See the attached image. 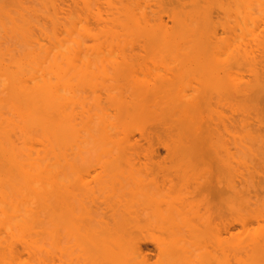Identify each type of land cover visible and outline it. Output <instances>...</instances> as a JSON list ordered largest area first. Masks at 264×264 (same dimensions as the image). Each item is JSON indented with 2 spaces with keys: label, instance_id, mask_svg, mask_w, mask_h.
Returning a JSON list of instances; mask_svg holds the SVG:
<instances>
[{
  "label": "bare ground",
  "instance_id": "obj_1",
  "mask_svg": "<svg viewBox=\"0 0 264 264\" xmlns=\"http://www.w3.org/2000/svg\"><path fill=\"white\" fill-rule=\"evenodd\" d=\"M133 4H135V3H133ZM130 5H132V4H130ZM1 6H3V5L1 4ZM4 7H5V5H4ZM4 7L0 8V9H3ZM31 7H33V6H31ZM31 7L27 8V9H30V11H31L30 13H27L29 10L27 11L25 7L22 8V10H23L22 14L24 13V15H25V13H27V15L29 17H31L32 12L33 13L38 12L37 9L31 8ZM95 7H92V8H95ZM219 7H220V5H219ZM51 8L54 9L52 6H51ZM95 9H98V8H95ZM137 10H138V8H137ZM170 11L171 10H168V13ZM221 11H223V10H221ZM164 12L167 14V9ZM210 12H212V11H210ZM7 13H10V12H7ZM18 13L21 14V12H18ZM144 13L142 15L140 14L139 19H142V21L145 22L147 20V17L144 15ZM181 13H179V15H177L178 18H180L179 16H181L180 15ZM184 13L182 15H184ZM1 14H0V16H1ZM22 14L20 15V17H23L24 19L29 20V18L26 17L27 15L24 17V15H22ZM187 14H188V11H187ZM95 15H98V16H96V18L97 17L99 18L100 14L95 13ZM143 15H144V20L142 18ZM170 15H172V14H170ZM190 15L188 14V16H190ZM6 16H8V17H6ZM6 16L5 17L8 19V21L10 20L9 21L10 23H12V24L18 23V21L15 22L16 21L15 19L17 17L14 18L11 15V13L9 15L7 14ZM184 16L186 17V13ZM191 16H193V15H191ZM207 16H206V18H207ZM209 16H208V19H205L207 22L210 19ZM136 17L138 18V16H136ZM175 17L176 16H174L173 21L178 19V18L175 19ZM194 17H192V18H194ZM23 18L21 19V22H22V20H24ZM184 18H182L183 21H181L182 19L180 20L182 23L179 22V20L178 21L176 20L177 23L185 24L183 22H184V20L186 21V19L188 17L185 19ZM18 19L20 20V18H17V20ZM50 19H49L50 22L54 21V19H52L53 21H51ZM55 19L57 21L58 17ZM194 19H192V20L196 21V19L195 20ZM30 20L25 22V23L33 22L32 20H34V19H30ZM59 20L57 22L58 26H59ZM66 20L67 19L65 18V21ZM56 21H54L53 24H51L53 26L52 27L53 29L50 27L51 31L45 29L46 28L45 26H44L45 28L44 27L41 28L43 25L37 24V25H40V30H41L40 34L42 36H43V33L46 32V34L44 36L45 37L48 36L49 43H47L48 42L47 39H45L44 42L47 43L48 46H45V45H47L45 43L41 44V45L39 44V41H43V39H44L39 34V31H38V33H36L35 31L32 32V33H36V36L33 35L32 33L30 34L31 31H29L28 32L29 34L26 33V37H23L25 34L23 33L24 35L23 36L21 35L22 34V31H20L21 29L19 30V32L17 31L19 29L18 26L15 30L14 29L8 30L9 36L6 35L7 34V33H5L6 31L1 32V35H0V256L2 255V258H4V260L0 259V263H2V261L4 264L5 263H7V264L12 263L11 261L8 263L7 260L12 259L13 256L15 255V251H14V255H12L13 253H11V252H13L12 249H13L14 245L19 244L20 246L22 245L25 247H30V246L33 247L34 246L32 250H35V252H38V253H42V252H44V249H45V248H43V247H45V245L43 246L44 242H46L47 238H51L52 242L55 243L54 245H57L58 252L60 255L59 258L66 257L68 260L66 258L65 259L68 262L71 261L69 259L72 258V255H73L72 251L75 250V248H76L78 251L75 250L74 252L77 251V253H74V255L76 254L78 256L76 257V255L75 256L73 255L74 256L73 258L77 259L76 261H78V262L81 261L80 264H106V263L107 264L108 263L109 264H210V261H208V258L213 256L212 257L213 261H215L217 259L218 255H220V257H218V259H217V260H219V263L223 262V264H230L229 259H232L231 257L233 256L232 261L236 262L235 264H241L240 262H242V264H243L244 261H245V263H247L246 259L248 260L251 258V256L250 257L248 256L250 254H255V255H253L252 261L248 260L247 264H249V263L252 264L251 262H253V264L254 263L255 264H264V122L262 123V120L259 118L260 116H259L258 112H256L258 114L257 115L258 118L254 117L255 120H257V121H255V120L254 121L256 123L258 122L257 127L254 126L252 123L250 124L252 128L254 126V127H256V129L255 128L251 129L248 125L249 122L248 123L246 122L247 125L245 127V133L244 132L241 133L239 130V132L241 133L240 136H238V138L240 137L238 139L239 143L238 144L236 143V145H235V143L232 142L233 143L232 145H235L234 147L232 146L233 147L232 149H234L236 152V153H234V151H233V153L240 156L239 163L237 164V166L239 165L240 167L238 166L239 167V169L237 168L238 171L235 170L236 174L234 177L232 176L233 178H230L229 174H228L229 173L228 171H230L232 169V167L229 166L228 161H229V159L234 157L231 155L232 153L229 150L230 148L228 149V146H226V145L224 146L223 153L225 156H223V158H221V156L219 157V154L217 155V153H216V151L219 152V150L215 151L214 146H212L211 143L194 144L191 141V143H193V145L190 144L187 146V145H184L185 143H183V144H181L183 146H180L179 143H182V142H181V140H179V138L181 139V137H184L186 134V132L183 130V127H181V128L179 127V129L176 128L178 130L182 129L183 130L182 132H179V131L177 132L174 127H172V129L174 128L173 130H170L171 129L170 127L165 128L166 129V130L164 129L166 131L165 136H167V134H168L167 132H169V134H170L174 131H176L177 134L180 133V135H182V136L179 135V137H178L177 134H173V135H177L176 137H178V140H176L174 138V136H172L170 138L165 137L166 139L170 140V141L168 140L169 143L166 140H164L165 142H167L168 146L166 144V147H165L164 141H163L164 148H163L162 143L158 144L157 146L161 145V148L166 149L168 151V152H166V156L170 155V157H172L174 160L176 159L179 162L177 165L176 160L175 161L173 160V163L176 164L177 168L179 166L180 167L182 166L181 163L187 164V165H184L180 171H177V170H179L180 167L177 169L175 167V165L169 166L171 169L168 167L164 168V165L161 166V164L164 161H162L161 163H160V161H155V162L152 161L154 158H156L158 150H155V147H157L156 144L154 145L155 147L154 146L151 147L152 143H149V141H150V138H151L150 142H154V140H156V139L158 140V135H156L158 132L153 134L151 131L152 128H150L151 134H153L154 136L157 137V138H154V136L152 135L153 136V138H152L151 134L148 133L149 131H147L146 128L139 130L141 128L138 126V127L134 128L136 132L134 131V133H133V131H132L131 133H129V130L126 129L127 127L126 128L124 127V123L126 120L125 118H127V117L129 118V116H126V115L130 114L129 112L127 113V111L123 112L124 110H128L126 106H128V107L130 106L132 108L135 106L137 107V105L139 104L138 107H140L141 105H143L142 101H146V99H147L146 95H144L146 98L145 97L143 98L145 100L142 99V95H141L142 91H140L141 89L139 90L140 91L139 93H141L140 94L141 97L138 96V99H137V96L135 95L136 97L129 98V102L128 101H123V102L119 101L120 104L118 103V106L115 104L117 107L114 105L113 100H112V102L110 100H107L113 106H115L114 108L112 107L114 109V111H116V109L119 107L116 111L118 114L112 110L113 115L112 114L109 115V108H108L107 111L104 110L106 113L108 112V114H105L106 117H104V118L101 117L102 115L104 116V112H102V110H100V113L101 114L103 113V114L102 115L101 114H99V115L92 114L93 117H94V115L96 117V118L94 117V119L90 114H87V116L89 115L88 118L85 116L87 111H89V109L87 108L88 109L87 110L83 107H85V105H84L85 103L87 104L88 99H86L84 101V97H82L83 98L82 99L80 96L81 94L78 95L77 97H73L72 100H71V98L69 100V97L64 96L65 95V92H64L65 87L64 86L66 85L67 76L64 75L65 72H63V71H66L68 69L67 65L70 64L69 60H68L69 58H72V59L77 58V55H76L77 53L74 52L75 53L74 58H73V55L69 56L67 53H69V51L73 52V51H75V49H77V51H78L79 48H80V50H81V48H83V50H81L82 52L86 51V49L83 47V43H84V42H82L83 33L81 32L84 28L81 27V30H80V26H79L80 32L77 30V32H75V34H73V33L78 28V26L76 29H73L74 31L71 28H70L71 30L68 29L70 31L65 30L66 33L68 31V33L70 32L71 34L74 35V37L70 38L69 36H71V34L70 35L67 34L69 36H66V34L64 32V34H65L64 37H68L70 39V42L69 41L67 42L68 38H64L63 37L64 34L63 35L60 34L62 27H63V30L65 27L67 28V26H64L65 21H63L64 23L62 21H60V24L62 22L63 25L62 24L60 25V26H62L60 28L61 30L56 29V30H58V34H57V31L54 30L57 27V26H55V25H57V24H55ZM131 21L132 20H130V22ZM147 21L145 22V25H147ZM173 21H172V23H173ZM36 22H38L37 18H36ZM94 22L96 23V21H94ZM98 22H99V20H98ZM186 22H188V19ZM73 23H72V25H73ZM191 23L192 22L190 21V23L188 24L189 27H190ZM0 24H1V27L3 28L2 20H0ZM67 24H68V22H67ZM67 24H65V25H67ZM161 24L159 23V27ZM181 24H179V25H181ZM68 25L70 26L71 24L69 23ZM86 25L83 24L82 26H86ZM186 25H187V23H186ZM186 25H183V27H180V28L177 27V25H176L177 31L175 29H172V30L176 31L179 34L178 31H181L182 28L185 29L184 26H186ZM208 25H209V23H208ZM74 26H75V23H74ZM163 26L164 25H162V27ZM198 26L200 27V24ZM213 26H214V24H213ZM221 26L223 27V24H221ZM37 27H39V26H37ZM88 27H89V25H88ZM159 27L157 26L158 33H159V31H161V28L159 30ZM165 27H163L162 31H161V33L163 35L159 34V37H162V38L169 37V39L171 41L172 37L170 38V36H169L170 32L168 33V31L166 30ZM195 27H196V25H195ZM206 27L207 26H205L204 28H206ZM57 28H59V27H57ZM122 28H124V27H122ZM157 28H156V30H157ZM178 28H179V30H178ZM200 28H202V27H200ZM126 29H127V27H126ZM147 29H150V28L148 27ZM153 29H154V26H153ZM197 29L198 28H196V30ZM212 29H214V28L212 27ZM227 29H228V27H227ZM249 29H250V27H249ZM37 30H39V29H36V31ZM43 30H45V31H43ZM53 30L56 33L53 32ZM86 30H88V29H86ZM139 30H138V32H139ZM164 30H166V31H164ZM224 30H226V29H224ZM10 31H12V32L16 31V32H14V34H13ZM186 31H187L186 33H188V29ZM192 31H194V30H192ZM247 31H249V30H247ZM49 32H52V33L50 34ZM84 32H85V30H84ZM91 32H93V31H91ZM122 32H126V31L122 30ZM182 32H183V34H182V36H183L184 30L181 31V33ZM189 32H190V30H189ZM213 32H215V31H213ZM226 32H229V31H226ZM3 33H5V34L2 35ZM18 33H21L20 36H22V37H20ZM47 33H48V35H47ZM61 33H63V32H61ZM78 33L81 34L82 37ZM155 33H154V35L158 38V36ZM177 33H175V34L177 35ZM194 33H196V32H194ZM37 34H38V38H41V39H37ZM49 34L52 35L53 37L52 36L50 37ZM88 34H89V32H87L86 35L85 34L84 35L87 36ZM93 34H95V33L93 32ZM96 34H95V37H96ZM132 34H134V33H132ZM173 34H174V32H173ZM173 34H171V36ZM224 34H223V36H224ZM226 34H228V33H226ZM29 35H30V37L33 36L32 39L29 37ZM57 35H62L60 37H62L63 39H66V41H63L59 37H55ZM89 35L88 36L91 38V34H89ZM176 35H174V37ZM179 35L181 37V34H179ZM186 35L187 34H185V36ZM195 35H198V34H195ZM208 35H209V33H208ZM214 35L216 37V34H214ZM244 35H245V33H244ZM95 37H93V40ZM203 37H204V34H203ZM24 38H26V39L28 38L31 41L28 39L26 40ZM34 38L36 40H39V41L36 42V40H34ZM72 38H74V39H72ZM157 38H155V39H157ZM210 38H212V37H210ZM226 38H223V39L225 40ZM19 39H22V43L19 41ZM169 39L165 38L163 40L166 42L167 40L169 41ZM217 39H219V38L217 37ZM60 40H62V41L60 42ZM197 40H198V38H197ZM16 41H17V44L19 43L20 45L19 44L17 45ZM31 42H33V44H31ZM158 42L159 41H157V43ZM160 42H161V40H160ZM169 42H168V44H169ZM213 42L215 43V41H213ZM23 43L25 44V46L22 49L21 45H24ZM56 43H58V44L55 46ZM70 43H71V45H70L71 47H72V45H74V46L72 48L69 47L70 49H68V44H70ZM154 43H155V40H154L153 44ZM220 43H222V42H220ZM26 44H28V45L26 46ZM222 44H219V45H222ZM66 45H67V47H66ZM80 45H82V46H80ZM159 45H162V44H159ZM20 46H21V48L18 49ZM75 46H79V48L75 47ZM84 46L86 47V45H84ZM93 46H90V47H93ZM212 46H214V45L212 44ZM249 46H251V44ZM74 47H75V49L73 50ZM216 47H219V46H216ZM233 47H235V46H233ZM56 48L57 49L59 48V50L56 51V54H55V50H57ZM87 48L89 49L88 45H87ZM175 48H176V45H175ZM241 48H244V47H241ZM246 48H247V46H246ZM246 48L242 49V51L239 50L241 52V56H239L241 61H242L241 58L243 55L242 52L244 53L243 58L245 56V60L250 59L249 58L250 53L247 51ZM64 50L66 51V54L64 53L65 52ZM80 50L78 51V54H79ZM59 51H61V53H59ZM177 51H180L179 48ZM57 52H58V54H61V55H58ZM62 52L64 53V55H67V56H64L62 54ZM87 52H88V50H87ZM166 52H169V51H166ZM207 52L209 53V48H208ZM246 52L248 53V55ZM71 53H69V54H71ZM229 53H228V55H230ZM239 54L240 53H238V55ZM57 55H58V57H57ZM182 55H183V52H182ZM182 55H180V56L182 57ZM235 55H237V54H235ZM59 56H61V57H59ZM210 56H212V55L210 54ZM250 56L252 57V54ZM66 57H68V58H66ZM184 57H186V55H184L183 58ZM81 58H82V56H81ZM88 58H89V56H88ZM96 58L94 61H97ZM63 59H64V61H61ZM101 59H102V57H101ZM221 59L224 61L226 60L225 58H221ZM257 59H259V58H257ZM105 60H107V59H105ZM210 60H212V59H210ZM230 60H231V62L228 63L229 66L231 65L230 63H232V59H230ZM102 61H103V59H102ZM102 61H100L101 66L103 63H104V65L106 64L105 61L104 62H102ZM87 62L88 61L86 60V63ZM114 62L118 63L117 61H113L112 62L113 67H115V65H116V63L114 65ZM235 62H237V61H235ZM86 63L84 66L88 65ZM94 63H97V62H94ZM98 63H99V61H98ZM110 63L111 62H109V64ZM242 63L248 64V62L243 61L240 63V65ZM254 64H255V62H254ZM254 64H252V65H254ZM78 65H81V64H78ZM225 65H227V64H225ZM63 66H66L67 68H64ZM97 66H98V64H97ZM119 66H120V64H119ZM233 66H234V64H233ZM247 66H249V65H247ZM247 66L245 65V67H247ZM256 66H258V64H256ZM76 67L77 66H75V69H74V66L71 69L69 68L70 71L72 70L73 73H74V71L76 73L79 72L76 75L74 74L75 78L81 77V75H84V76L87 75L88 76V73H87L88 71L85 70L82 67V65L77 67V68ZM221 67L222 66L220 64V68ZM236 67L238 68V66H236ZM62 68H64V69H62ZM88 68L89 67L87 66V69ZM223 68H224V65H223ZM69 69H68V72H69L68 75H70V74L72 75V72L70 73ZM76 69H81V70L76 71ZM82 69L84 71H87V72H84ZM228 69H229V67H228ZM258 70H260V69H258ZM260 72H259V74H261ZM81 73H83V74H81ZM259 74L257 72V74H255V75L258 76ZM66 75H67V71H66ZM77 75H78V77H76ZM54 76L56 77V80H54L56 83L53 81ZM228 76H229V74H228ZM233 77L231 79H234ZM263 77H264V75H263ZM263 77L261 76L260 78L262 79ZM163 78H165V79L163 80ZM163 78L161 77V79H159L160 83H157L162 88L161 92H159V89H158L159 86H155V89H152L154 87L152 84H154V83L150 84V86L151 85L153 86V87L152 86L150 87L153 92L158 89L156 92H159L160 95L162 94L161 95L162 98L160 97L159 99L160 100L162 99L161 101H163V104L164 105L167 104L166 106L161 105V107L163 106L162 109H164L168 106V102H166V100H165L167 98H165V97L172 90V89L170 90L169 87L172 88L174 85V83H172L174 81L173 77L169 78L170 80L167 78V76H165V77L163 76ZM225 78H226V75H225ZM260 78H259L260 81H258V79H255L256 80L255 84L254 83H252V84L251 83L250 84L244 83L243 87L241 86L242 87L241 90L237 89L238 92L241 91V95L243 94L245 99H247L249 97L248 99L250 100V97H251V99L256 97L257 99L255 98V102H257V100H260L259 99L260 96L258 98V95L260 93H258V92H261V90H262V94H260V95H264L263 94L264 93V79L261 80ZM145 79H147V78H145ZM171 79H173V81ZM228 79L230 80V78H228ZM131 80H132V78H131ZM162 80L165 82L163 83ZM166 80L169 83H167ZM238 80H239V78H238ZM252 80H253V78H252ZM135 81H137V79ZM234 81H235V79H234ZM144 82H147V80ZM224 82H226V81H224ZM242 82L243 81H241V84H242ZM132 83H134V82H132ZM161 83H163V86H161L162 85ZM135 84H137V83H135ZM232 84H233V82H232ZM165 85H167V87ZM135 86L139 87L140 85H135ZM219 86H222V85H219ZM62 87H63V90L61 89ZM58 88H59V90H58ZM146 88H147V86L145 87V89ZM148 88L146 90L147 92L150 91V90H148ZM165 88L167 89V92H166ZM224 88H225V86H224ZM230 88L231 87L229 86V88H227V89H230ZM163 89L165 90L166 94H165V92H163ZM61 90L64 93V95H62V96H63V98L65 97V99L61 98L62 97L60 95V93H62ZM210 90H209L210 93H208L209 91L207 93L205 92L208 97H210L209 95L211 94V92H213L212 90H214V89H210ZM146 91L144 93H146ZM226 91L227 90H225L223 94L222 93H220V94H222V96L225 97V95H228V94H225ZM229 91H227V92H229ZM56 92L58 93V95H56L57 94ZM153 92H151V96L153 94L154 99L157 96L159 97L158 93L155 94L156 92L155 93H153ZM214 92H217V91L214 90ZM205 93H204V95L195 94V96H192V98L198 96L196 98H193V100H194V101L192 100L193 102L191 101V97H190V100H189V98L188 99L186 98L187 100H184V99L183 100L186 102H188V100H189V103H193V104L188 103V105H187L188 107L190 105V108H191V106L193 107V105L196 104L197 109H198L199 105H200L199 109H201L203 105L207 106L208 104H211V102L209 101L210 99L205 95ZM230 94H231V92H230ZM254 94L256 95L255 97L253 96ZM214 95H216V93ZM204 96L207 98L205 99ZM153 97H151V98H153ZM55 98H56V101H54ZM74 98H76V102H73ZM80 98H81V100H80ZM183 98H185V97H183ZM203 98L205 99V101L203 103H205L206 101H208L210 103L206 102V104L202 103V105H201L202 100H204ZM235 98H236V96H235ZM262 98L263 97H261V99ZM136 99H137V101H136ZM169 99L170 98H168V100ZM92 100L93 101H90V99H89V101L92 103L93 106H95V105L98 107L101 106L100 105L101 103H99V100H100L99 97H97V98L94 97ZM119 100H121V99H119ZM220 100H222V99H220ZM239 100H240V98H239ZM249 100H247V101H249ZM262 100H261V102H262ZM70 101L72 103H70ZM78 101L80 102L79 104H81V105H79L80 107L78 106L79 108L76 109L77 108L76 105H78V103H77ZM158 101H156V102H158ZM124 102L127 104H125ZM235 102H236V99H235ZM66 103H67L68 107H67ZM98 103H99V105H98ZM132 103H133V105H132ZM217 103H218V100H217ZM185 104H187V103H185ZM82 105H83V107H82ZM158 105H159V102H158ZM247 105H248V103H247ZM247 105H246V107H247ZM253 105L254 104H252V106ZM71 106H73V107H71ZM185 106H184V108H182V112H183V110L185 111L186 108H187L186 110L189 109L188 107H185ZM256 106H258V105L256 104ZM123 107H126V108L124 109ZM194 107H196V106L194 105ZM194 107H193V110L196 112L199 111V113H200V110H196ZM66 108H67L68 113H67V111H65ZM120 108H122V109H120ZM253 108H255V106H253ZM73 109H74V112H73ZM69 110L71 112H69ZM75 110H78V111H75ZM82 110H83V112H82ZM72 112H73V114H72ZM75 112H76V114H75ZM78 112H79V116L77 117ZM81 112H82V116L80 117ZM187 112H189V111H186L184 113H187ZM196 112L194 114L198 113V112L197 113ZM259 112L262 115L263 110H262V112L261 111H259ZM124 113H126V114H124ZM184 113L180 114L184 117L183 118L181 116L182 120L180 119V121H182V122H183V119L185 120V117L187 118V116H189L187 114L185 115ZM114 114H116V117ZM157 114L158 113L156 112V115ZM254 114L252 116H254ZM263 114H264V112H263ZM71 115H72V117L69 118V116H71ZM118 115H119V117H118ZM152 115H151V117H152ZM156 115H153V119L155 118L154 116H156ZM84 116H85L84 120H86V121L82 120V118ZM109 116L110 117L112 116V117L110 118ZM75 117H77L80 122L78 120L75 121ZM190 117H188V118H190ZM97 118H98L97 122H99V121L100 122L102 121V122L101 123L100 122L95 123ZM105 118H107V121H109V122L111 120L112 121L115 120L117 122V119H119V121L116 123V125H114V127L112 126L113 132H110L111 134H109L108 130L112 131L109 129L112 124H109V122H108V125L105 122L103 123V121H105L104 120ZM261 118H262V116H261ZM68 119H69V121H72L71 125H70V122L68 121ZM70 119H72V120H70ZM73 119H74V126L75 127H73ZM99 119H102V120H99ZM148 119H149V121H153L151 118H148ZM192 119H194V118H192ZM90 120H91L92 124H90L91 123ZM178 120H179V118H178ZM260 120H261V122H260ZM192 121H195V125H197V127L199 126V123L197 122V120L194 119ZM75 122L77 123V125H80V127L78 126L76 128L77 125H75L76 124ZM85 122L87 123V124H85L86 126L83 125ZM120 122L122 125L120 124ZM182 122H180L181 125L183 124ZM190 122L191 121L189 120L187 122L188 124L187 123H184V124L189 125ZM78 123H80V124H78ZM113 123L115 124V122H113ZM259 123H261V124H259ZM81 124H82V126H84L83 128L87 127V129L91 125H92V128H94L95 124L99 125V126H97V128L95 126L96 130H98V128L101 127L100 124H102L103 126L101 127L100 130H98L101 132H98V133L95 132V134H96L95 135L94 132H92V131H95V128L93 130L89 129L87 131L81 127ZM118 124L120 125V127L118 126ZM178 125H180V124H178ZM191 125H192L191 127L195 126L192 123H191ZM105 126H106V128H108L107 126H109L108 130L106 128L104 129ZM115 126H117L116 128L117 129L119 128L120 130H121V127H123V128L121 131H119V129H118V131L116 132ZM79 128H80V130H79ZM124 128L127 131H125ZM128 129H130V128L128 127ZM189 129L191 130L189 135H191V133H192V135H194L193 132L195 133V130L192 131V128H189ZM189 129L187 127L185 130H189ZM131 130H132V128H131ZM148 130H149V128H148ZM226 130L227 129L225 128V131ZM89 131H91V132L89 133ZM122 131L124 134L122 133ZM213 131H215V130H213ZM106 132H108V134L110 135V137H109L110 139L107 137L108 140L106 139V136H107ZM115 132L117 134L114 135ZM120 132L123 134L122 140L126 137L128 138V136L130 134H131L130 137H132L133 134H135V133H138L140 138L143 137L144 139H146L145 141L148 142L149 148L147 146L146 147V148H148V149H146L147 151L145 149H143L144 154L143 153L141 154V155H144L143 159H145V161H144L145 163L144 162L143 163L138 162L139 164L136 165L137 160H139L140 154H138L139 153L138 151L131 150V149L133 147V144L136 145L137 143H135V141H134V143L129 142L130 143V146H129L128 145L129 143L126 144L128 142L129 138L128 139L126 138L125 140H127V141L124 142L125 141L124 140L123 141L124 144H123L121 138L119 139ZM184 132H185V134H182ZM211 132H212V130H211ZM217 132H220V131H215L214 133H217ZM163 133H164V131L162 132V134ZM187 133H189V132L187 131ZM205 133H207V132H205ZM80 134H82V136ZM97 134H98V136L101 137L100 138L101 142L98 139H96L97 141L95 140V136H97ZM218 134H220V133H218ZM236 134H237V132H236ZM243 134H245V135L243 136ZM117 135H118V138H116V140H115L114 136L117 137ZM147 135H148V137H147ZM92 136H94V138H91ZM98 136L96 138H99ZM144 136L147 137L149 139V141ZM215 136H216V134H215ZM111 137L113 138V140H111ZM120 137H121V135H120ZM190 137H192V136H190ZM187 138L189 141V136ZM243 138H244V142H242ZM93 139L97 142V144H95L96 142ZM105 139L107 140L106 141L107 143L104 141ZM152 139H154V140H152ZM109 140H111L112 143ZM119 140H121V142ZM130 140L132 141V138H130ZM159 140H158L159 142H162L161 139H159ZM173 140H174V142H173ZM102 141L104 142L103 147L101 146L103 144ZM171 141L173 144L172 146L169 145V144H171L170 143ZM183 141H186V143H187V139H185ZM115 142L117 144H115ZM119 142L121 144H119ZM105 143H106V145L111 143L110 145H108L109 148L105 145ZM189 143H187V144H189ZM122 144H123V146L126 144L129 147L126 145L125 146L127 148L123 147V146H121ZM91 145H93V146H91ZM111 145H113V146H111ZM131 145H132V147H131ZM135 145H134V147H135ZM137 145H139V144H137ZM95 146H96V148H95ZM104 146L106 149H104ZM119 146H121V148ZM136 147H138V146H136ZM111 148L113 149L112 150L113 152H114V150H115V152H117L116 154L114 153L115 155L112 154L113 152L111 151ZM93 149L95 152H97L99 150L100 154H102L103 157H105V155L107 157L108 156L107 153L111 152V154L109 155V157H107L108 160L106 159V157H105V159L102 160L103 157H102V155H100V157H101V160H100L99 151L96 154L93 151ZM138 149H140V146ZM144 150L146 151V155H145ZM135 151H136V153H134ZM207 151L210 152V154H207ZM211 151H214L215 153H213V154H215L217 157L220 158L219 159L216 157V159H219L218 160L219 162L215 161L216 159L213 161V158H211V157H213V154ZM125 152L126 153L129 152V154H126ZM229 152L231 154H229ZM88 153L91 154V156H93V158H96L97 160L94 159V161H86L90 156ZM124 153H125V155H124ZM130 153H132V154H130ZM86 155H88V156H86ZM95 155H97L98 157ZM123 155L125 157L127 155L128 158L126 159ZM207 155H209V156L212 155V156L206 157ZM91 156H90V158H92ZM110 156H111V158H110ZM122 156L124 157V160H122ZM133 156H135V157L133 158ZM204 156L206 157V159L211 158V162L212 161L214 163L216 162L215 164H216V168H217L216 170L217 171L220 169L222 170V171L220 170L217 173H216V171H214L216 174L213 172L214 173L213 175H217L218 173L221 175H222V173L226 174V175L223 174V176H222V178L224 176L227 177L226 179L224 178L226 181L221 179V181L222 180L224 181V183L222 181L223 184L222 183L218 184L220 181L219 180L220 177L216 178V176H213L212 173H211V175H212L211 177L215 178L214 181H216V179H217L218 183L213 182V180H212V182L209 183V181H211V180L208 177L209 178V181H208L207 176H210V174H209L210 171L215 170V167H214L215 165L212 162V163H210V168L213 167V170H210L209 167H207V169H206V166L209 164L208 160L210 161V159H207V161H205ZM86 157H88V158H86ZM170 157L168 159H170ZM236 158H238V156H236L235 159ZM98 159H99V161H98ZM240 160H243V161H240ZM169 161H171V160H169ZM169 163L172 164V161ZM192 163H195V164H192ZM90 164H92V165L94 164L95 167H97V168H95L94 165L93 166L91 165L93 167L92 168L90 166ZM196 164L199 167L203 166V167H201L202 169H199ZM211 164H212V167H211ZM135 165L137 167H135ZM232 165H234V164L232 163ZM88 167H90L92 170L97 169L98 171H95L94 174H92L93 172H91L89 174L90 168H88ZM161 168H163L162 170H164V171H165V169H170L171 172L173 171L172 169H177V170H175L174 177H176L175 174H177L176 172H178L177 175L180 174L181 176L179 175L177 177H179V180L181 179L182 181L185 178L184 174L185 173L188 174L187 171L189 169L195 170V168H196L197 169L196 171L199 174L198 178L200 179L202 177H205L206 179L205 178L200 179V184H199L198 178L193 179L194 183L196 181V185H193L192 189L190 191H187L186 196H184L183 198L177 199L170 192V191H172V189H173V191H175L174 188H175V186H177L176 182L178 181L177 177H176L177 179H175L173 176L168 177L167 174H165L167 177L165 175L163 177L161 176V178L159 177L160 180L162 179L160 181V183L158 181V183L155 182V185H153L152 180H154V179H152L150 177L152 179L151 180L147 176L148 171H151L152 169L161 170ZM218 168H220V169H218ZM143 170L147 172V173L145 172L147 177L145 175H141V174H143L142 172H144ZM170 170H168V171H170ZM223 170H225V171H223ZM241 170H243V171L241 172ZM199 171H201V172H199ZM139 172L141 174H139ZM179 172H181V173H179ZM220 172H222V173H220ZM232 173H233V171H232ZM201 174H203V175L206 174V175L202 176ZM141 176H142V178H141ZM143 176L145 178H147V181H149L148 183ZM192 176H193V174H192ZM218 176H220V175H218ZM185 180H186V178L184 179V181ZM205 180L207 181V183ZM154 181H153V183H154ZM236 181L238 182V184L236 183L237 185H235ZM183 183H185V182H183ZM212 183H215V184H212ZM173 184H174V187H173ZM186 184H187V182H186ZM149 188H153L154 192L151 193L149 191ZM210 191H212L211 192L212 194L210 193ZM206 192L208 194L210 193L209 196H208V194H206L207 197L205 196L204 199H201L205 195ZM159 196H160V198H159ZM199 196H201V197L199 198ZM211 196L213 198H214V196H216L215 197L216 201L213 198H210L209 200L207 199L208 197H211ZM154 197L155 198L157 197V198L155 199ZM197 199L198 200L200 199L199 200L200 202ZM137 200L143 202V203H139V204L140 205L142 204V206H144V207L139 206L138 205L139 201H137ZM201 200H202V203H201ZM206 200L208 202H205ZM210 200L212 202L211 204H213V205H214V202L218 201V205L217 204H216L217 206L215 205L217 209L213 208V210H211L212 207H215V206L210 204V202H209ZM134 201H135V203H137L138 207L136 206V204H135V206L132 205V204H134ZM175 201H176V204H178V206L175 204ZM129 203L131 204V208H130ZM144 203H146V205L151 203L150 204L151 207H150V205L145 207ZM235 203H237V204L239 203L238 204L239 206L235 205ZM174 204H175V206H174ZM200 204H201V206H200ZM127 205H128V208L130 210H132L131 213H130V210L127 208ZM176 206H177V208H176ZM139 207L140 208L142 207L144 209L141 208V210H138ZM148 207H150V208H148ZM202 207H203V209H201ZM234 207H236V208H234ZM241 207L243 209H240ZM134 208L137 209L136 213L134 211L135 210ZM244 208H246L247 211H245ZM215 209L217 210V212H216L217 215L214 214L215 213L214 211H216ZM238 209L242 210V212L244 210V213H242L241 211L236 212V210H238ZM248 210L252 213L251 214L247 213V212H249ZM133 211H134V213H133ZM201 211H203V212H201ZM211 211L214 213H211ZM231 211L234 212V214L238 213L237 214L238 216L241 214H243V215L245 214L244 216L246 218L245 217H243V218H245V219L248 218L247 219L248 222L246 220H244L243 218H242L243 219L242 221L243 222L246 221L245 223H247V224L252 222L254 225V221L256 224L260 220L262 222L261 224H263V225H260V227H259L260 229H257V227H256L257 231H256V229H255V231L252 229V231H253L252 234L250 233L251 231L248 230V232L246 231L247 234L244 233V235H243V232L246 230L245 229L242 232L243 237L238 233H235V234H233V236H231V235H229V232L231 231L233 224L235 225V223H233V221H232V217L229 216ZM245 212L249 215H247ZM239 213H241V214H239ZM231 214L234 215L233 213H231ZM211 215L216 217V219L214 218L215 220H217V216H219L221 218V221H223V222H221L222 225L220 224L222 226V232H221V230L218 229L219 227L216 228V229H218L217 231H219L221 233L215 231L217 234L214 233L215 234L214 235L211 232V230L208 231L209 224H211V223H209V222H211V220H209V217H211L210 219L213 218V216H211ZM228 216L231 218L232 223L229 220L230 218H228ZM140 217L142 219H144V218L145 219L142 221V219ZM151 218H152V222H154L153 224H155V226L152 224V222H150ZM145 221L150 226V228H149V226L144 225ZM140 222L143 225L140 224ZM218 222H220V220ZM243 222H241L240 224L242 225V227H245L246 224L244 225ZM252 223H250L248 225H252ZM151 224L154 226V228H152ZM216 227H217V225H216ZM151 228H152V232H154L156 230L158 231L160 229L159 230V232H161V235H159L160 237L156 236L154 233L153 234L149 233V232H151V231H149ZM238 228H240V227H238ZM153 229H155V230L153 231ZM132 230H135V232ZM144 230H145L146 234H145ZM239 230H240L239 232H241L242 229H239ZM205 231L207 233H205ZM208 233H210V234H208ZM207 234H208V237H210L211 235H212V237H210L209 239L203 238L204 235H206L205 237H207ZM221 234L223 235V237H221ZM213 235H214V237L216 235H219V236H216V238H214ZM237 235L238 236L240 235L241 238H240V236L238 237ZM235 236H237V237H235ZM61 241H62L63 245H60ZM149 242H151V245L153 246L152 247L153 250L155 249L154 251L152 250V248L149 249L147 247ZM46 245H48V244L46 243ZM17 247H18V245H17ZM47 248L45 249V252H47L46 251ZM71 249H72V251H71ZM49 251H51V249ZM155 251H156V256H155L156 261H155V258L152 257V254H153V252L155 253ZM53 252H51V255ZM78 252H79V254H78ZM217 252L218 253L220 252V253L217 255ZM1 253H6V254H1ZM34 253H33V255H34ZM239 254H241L242 256L244 255V257L246 255L247 258L245 257L246 259L244 260V257L242 258V256L241 255L239 256ZM7 255H8V257L11 255L10 256L11 258L9 257L8 259H6ZM41 255L42 254H40V256ZM69 255L71 258H68ZM236 255L240 258L238 259V257H236ZM31 256H32V254H31ZM45 256H47V255H45ZM153 256H154V254H153ZM222 256H223V258H222ZM42 257H43V255H42ZM52 257H53V255H52ZM151 257L154 259H152ZM54 258H55V256H54ZM57 258H58V256H57ZM59 258H58V260H59ZM202 258L205 259L207 262L204 261ZM38 259L42 262L41 257L37 258V260ZM151 259L153 262L151 261ZM236 259H237V261H236ZM239 260H240V262H239ZM14 261H16V260H14ZM34 261H36V260L34 259ZM23 262H24V260H23ZM49 262L51 263V261H49ZM25 263L26 262H24L23 264H25ZM32 264H34V263H32ZM45 264H47V262ZM75 264H76V262H75Z\"/></svg>",
  "mask_w": 264,
  "mask_h": 264
},
{
  "label": "rangeland",
  "instance_id": "obj_2",
  "mask_svg": "<svg viewBox=\"0 0 264 264\" xmlns=\"http://www.w3.org/2000/svg\"><path fill=\"white\" fill-rule=\"evenodd\" d=\"M10 1V2H9ZM97 1V2H96ZM93 2V3H92ZM10 3V4H9ZM16 3V4H15ZM20 3V4H19ZM32 3V4H31ZM50 3V4H49ZM111 3V4H110ZM133 3H135V4H133ZM194 3V4H193ZM1 4L3 5V6H1ZM19 4V5H18ZM90 4V5H89ZM92 4V5H91ZM110 4V5H109ZM130 4H132V5H130ZM139 4V5H138ZM4 5H5V7H4ZM54 8V9H52L51 8V6ZM57 5V6H56ZM88 5V6H87ZM130 5V6H129ZM219 5H220V7H219ZM264 0H1L0 1V8H2V7H4L3 9H0V14H1V16H0V20H2V23H3V28L1 27V24H0V35H1V32H4V31H6L5 33H7L6 35L7 36H9V34H8V30H10V29H16L17 28V26H18V32H19V30L20 31H22V34L21 33H18L19 34V36H20V34L23 36L24 34V36L23 37H26V33H28L29 31H31L30 32V34L32 33V32H36V33H38V31H39V34L41 33L40 31V25H43L41 28H43L44 26L46 27H44L45 29H47V30H49V31H51V29H50V27L52 28L53 26L51 25V24H53V22L54 21H56V19L55 18H57L58 17V20H59V26H58V24H57V22H58V20L56 21V23L55 24H57V25H55V26H57V27H59V28H55L54 30H56V29H60L62 26H60L61 24H62V22L63 21H65V18L67 19L66 21H65V23H64V26H67V28L65 29L64 28V30H63V27H62V30L60 31V34H64V32H65V34H66V36H69L71 33L69 32L68 33V31H70L71 29L73 30V29H76L77 28V26H78V28L74 31V33L73 34H75V32H77V30L79 31V26H80V30H81V27L82 28H84L81 32L83 33V40H82V42H84L83 43V47L86 49V51H81V50H83V48H81V50H80V48H79V46H75V47H78L79 48V50H80V52H79V54H78V51H77V49H75V47L73 48V50L75 49V51H69L68 49H70V48H72L74 45H72V47L70 46L71 45V43L70 44H68V51H69V53H71V54H69V53H67L69 56H72L73 55V58L75 57L74 55H75V53H77L76 55H77V58L75 59H72V58H69L68 60H69V65H67V67H68V69L70 68H73V66H74V69H75V66H77V67H79V66H81L82 65V67L85 65V63H86V60L88 61L86 64H88V65H86V66H84L83 68L85 69V70H87V71H84L83 69V71L84 72H87L88 73V76L86 75V76H84V75H81V77H78V75L76 76V77H78V78H75L74 77V74L76 75V74H78V73H76L75 71H74V73L72 72V70L70 71V69H69V71H70V73L72 72V75L70 76V75H68V69L66 70L67 71V75H66V71H63V72H65V76H67V80H66V85L64 86L65 88H64V92H65V95H64V93H63V87L61 88L62 90V93H60V95L62 96V95H64V96H67V97H69V100H70V98H71V100H72V98L73 97H77L78 95H80L81 96V98L82 97H84V101L86 100V99H88V102H87V104L85 103L84 105H85V107H83V105H82V107L83 108H85V109H89V111H87V113H86V117L88 118L89 117V115L87 116V114H90L91 116H92V114H96V115H99V114H101L100 113V110H102V112H104V116L102 115H100L102 118H104V117H106V115L105 114H108V112L106 113L104 110H108V108H109V115H113V112H112V110L114 111V107L117 105L118 106V103H119V101H128L129 102V98H131V97H136L137 96V99H138V96H140V94L142 95V99L145 97L144 95H146V97H147V99H146V101H142L143 102V105H141L140 107H138V105H137V107L135 106V107H128V106H126L127 107V109L128 110H124L123 112H125V111H127V113L129 112L130 114L129 115H126V116H129V118L127 117V118H125L126 120H125V123H124V127L127 129V130H129V133H131L132 131H133V133H134V131H135V127H140L141 129H139V130H142V129H147V131H149L148 133L149 134H151V131H152V133L154 134V133H156V132H158L156 135H158V140L159 139H161V141L162 142H159L157 139L156 140H154V139H152V140H154V142H150L151 141V138H150V141H149V139L147 138L148 137V135H147V137H145V138H147L148 139V141H149V143H152V145H151V147L152 146H154L155 144H156V146L158 145V144H160V143H162V145L164 144L163 143V141L164 140H166L168 143H169V139H166V138H170V137H172V136H174V138L176 139V140H178V137H179V135H180V133L179 134H177V132L179 131V132H182L183 130L186 132V134H185V132L184 133H182V134H185V136L184 137H181V139L179 138V140H181V142L182 143H179L178 141V143H179V145L180 146H183V145H181V144H183V143H185L184 145H193V143L194 144H199V143H211V145L212 146H214V150L216 151V150H219V152H217L216 151V153H217V155L219 154V157L221 156V158H223V156H225L224 155V153H223V148H224V146L226 145V146H228V149L231 151V153L229 152V154H231L232 156H234L233 158H231V159H229V161H228V164H229V166L230 167H232V169L230 170V171H228L229 173V177L230 178H233L234 176H235V174H236V171H238V169H239V167L237 166V164L239 163V158H240V156L239 155H236V154H234V153H236L235 152V150L234 149H232L235 145H236V143L238 144L239 143V138H238V136H240V134L241 133H245V127H246V125H247V123H248V125H249V127L251 128V129H253V128H255L256 129V127H257V123L255 122V121H257V120H255V118H258V114H259V118L262 120V123L264 122V114H263V112H264V95H260V94H262V90H261V92H258V93H260L259 95H258V98H259V96H260V100H257V102H255V94L253 95L255 98H253V99H251V97H250V100L247 98V99H245L244 98V95L242 94L241 95V91L240 92H238V90L240 89L241 90V88L243 87V84L245 83V84H252V83H256V80L255 79H258V81H260L259 80V78L262 76L263 77V75H264ZM27 6V7H26ZM31 6H33V7H31ZM96 6V7H95ZM123 6V7H122ZM125 6V7H124ZM128 6V7H127ZM132 6V7H131ZM137 6V7H136ZM26 8V10L28 11L27 13H30L31 11H30V9H27V8H34V9H37V13H33L32 12V16L31 17H29L28 15H27V13H25V15H24V13L22 14V12H23V10H22V8ZM92 7H95V8H98V9H95V8H92ZM124 8V9H123ZM129 8V9H128ZM137 8H138V10H137ZM142 8V9H141ZM161 8V9H160ZM221 10H223V11H221ZM166 9H167V14L164 12V11H166ZM208 9V10H207ZM226 9V10H225ZM16 10V11H15ZM94 12H92V11ZM144 10V11H143ZM168 10H171L169 13H168ZM193 10V11H192ZM197 12H196V11ZM212 11V12H210V11ZM10 12L11 13V15L14 17V18H20V20L18 19L17 20V18L15 19L16 21L15 22H17L18 21V23H15V24H12V23H10L9 21H8V19L6 18V17H8V16H6L7 14L9 15L10 13H7V12ZM15 11V12H14ZM130 13H129V12ZM180 11V12H179ZM186 11V12H185ZM187 11H188V14L190 15H193V16H188V14H187ZM190 11V12H189ZM6 14H5V13ZM18 12H21V14L22 15H24V17L26 16L27 18H29V20L30 19H34V20H32L33 22H28V23H25V22H27V21H29L28 19H24L23 17H20V15L21 14H19ZM25 12V11H24ZM90 12V13H89ZM125 12V13H124ZM127 12V13H126ZM137 12V13H136ZM145 12V13H144ZM181 13L180 15L182 16H179L180 18H178V16L177 15H179V13ZM186 13V17L184 16L185 15V13ZM207 12V13H206ZM225 12V13H224ZM95 13L96 14H100L99 15V18L97 17L96 18V16H98V15H95ZM144 13V15L147 17V25H145V22L144 21H142V19H139L140 18V14L142 15ZM177 13V14H176ZM184 13V15H182ZM223 13V14H222ZM5 14V15H4ZM16 14V15H15ZM34 14V15H33ZM56 14V15H55ZM86 14V15H85ZM139 14V15H138ZM170 14H172V15H170ZM205 14V15H204ZM210 17V19L208 20V22L205 20V19H208V16ZM4 15V16H3ZM18 15V16H17ZM31 15V14H30ZM92 15V16H91ZM95 15V16H94ZM144 15H143V20H144ZM6 16V17H5ZM37 16V17H36ZM94 16V17H93ZM136 16H138V18L136 17ZM174 16H176L175 17V19L176 18H178V19H176L177 21L179 20V22H181V21H183V19L182 18H187L188 19V22H186L187 21V19H186V21L184 20V22L183 23H185V24H181V23H177V21L175 20V21H173L174 19ZM184 16V17H183ZM195 16V17H194ZM206 16H207V18H206ZM39 17V18H38ZM126 17V18H125ZM190 17V18H189ZM192 17H194L195 19H196V21H193L192 19H194V18H192ZM24 19V20H22V22H21V19ZM36 18H37V20H38V22H36ZM51 18V19H50ZM87 18V19H86ZM91 18V19H90ZM184 18V19H185ZM192 18V19H191ZM49 19L51 20V21H53L52 19H54V21L53 22H50L49 21ZM82 19V20H81ZM96 19V20H95ZM139 19V20H138ZM182 19V20H181ZM194 19V20H195ZM201 19V20H200ZM26 20V21H25ZM71 20V21H70ZM87 20V21H86ZM91 20V21H90ZM98 20H99V22H98ZM130 20H132L131 22H130ZM137 20V21H136ZM141 20V21H140ZM181 20V21H180ZM192 22L191 23V25H190V27H189V23H190V21ZM31 21V20H30ZM60 21H62L61 22V24H60ZM70 21V22H69ZM75 21V22H74ZM84 21V22H83ZM94 21H96V23L94 22ZM172 21H173V23H172ZM203 21V22H202ZM211 21V22H210ZM67 22H68V24L70 23L71 25H72V23L74 22L75 23V26H74V23H73V27L71 26H69L68 24H67ZM72 22V23H71ZM89 22V23H88ZM158 22V23H157ZM177 24H176V23ZM194 22V23H193ZM202 24H201V23ZM226 22V23H225ZM121 23V24H120ZM123 23V24H122ZM135 23V24H134ZM144 23V24H143ZM159 23L161 24L160 25V27H159ZM177 25V27H183V25H186V23H187V25L186 26H184L185 27V29L184 28H182L181 29V31H183L184 30V37L182 36V34H183V32L181 33V31H178L179 32V34H181V37H180V35L176 32L177 30V28H176V25ZM200 24V27H202V28H200L198 25ZM208 23H209V25H208ZM214 24V26H213V24ZM37 24H40V25H37ZM65 24H67V25H65ZM83 24H87L86 26H82ZM179 24H181V25H179ZM196 25V27H195V25ZM221 24H223V27L221 26ZM63 25V24H62ZM88 25H89V27H88ZM162 25H164L163 27H165L166 28V30L168 31V33H169V36H170V38L172 37V40L170 41V39H169V37H165L166 39H169V44H168V42L166 43L163 39H165V38H162V37H159V34H161V35H163L162 33H161V31H162ZM254 25V26H253ZM37 26H39V27H37ZM69 26V27H68ZM153 26H154V29H153ZM157 26L159 27V30H160V28H161V31H159V33H158V28H157ZM205 26H209L208 28L206 27V28H204ZM230 26V27H229ZM75 27V28H74ZM86 27V28H85ZM122 27H124V28H122ZM126 27H127V29H126ZM133 27V28H132ZM140 27V28H139ZM149 27L150 29H147V28ZM152 27V28H151ZM174 27V28H173ZM188 27V28H187ZM192 27V28H191ZM212 27L215 29H212ZM226 27V28H225ZM227 27H228V29H227ZM247 29H246V28ZM249 27H250V29H249ZM252 27V28H251ZM71 28V29H70ZM91 30H90V29ZM107 28V29H106ZM143 28V29H142ZM156 28H157V30H156ZM179 28H178V30H179ZM196 28H198L197 30H196ZM223 30H222V29ZM36 29H39V30H37L36 31ZM53 29V28H52ZM68 29H70V30H68ZM86 29H88V30H86ZM140 29V30H139ZM142 29V30H141ZM153 29V30H152ZM172 29H175L176 31H173ZM188 29V33H186L187 30ZM201 29V30H200ZM224 29H226V30H224ZM53 30V32H55ZM65 30H68L67 31V33H66V31ZM84 30H85V32H84ZM122 30H124V31H126V32H122ZM138 30H139V32H138ZM166 30H164V31H166ZM189 30H190V32H189ZM192 30H194V31H192ZM215 31V32H213V31ZM247 30H249V31H247ZM252 30V31H251ZM27 31V32H26ZM43 31H45V30H43ZM57 31V34H58V30H56ZM89 32V34H91V38L87 35V36H85L86 35V33L87 32ZM91 31H93L95 34H96V37H95V34H93V32H91ZM144 31V32H143ZM211 31V32H210ZM226 31H229V32H226ZM11 33H13L14 34V32H16V31H14V32H12V31H10ZM48 32V31H47ZM61 32H63V33H61ZM72 32V31H71ZM80 32V31H79ZM91 32V33H90ZM138 32V33H137ZM156 32V33H155ZM173 32H174V34H173ZM194 32H196V33H194ZM217 32V33H216ZM232 32V33H231ZM243 32V33H242ZM5 33H3L2 35H4ZM24 33V34H23ZM36 33H32L33 35H35L36 36ZM50 34L52 33V32H49ZM56 33V32H55ZM104 33V34H103ZM132 33H134V34H132ZM143 33V34H142ZM147 33V34H146ZM154 33L158 36V38L154 35ZM164 33V32H163ZM166 33V32H165ZM175 33H177V35L175 34ZM208 33H209V35H208ZM216 34V37H215V35L214 34ZM225 33V34H224ZM226 33H228V34H226ZM244 33H245V35H244ZM29 34V33H28ZM27 34V35H28ZM46 34V32H44L43 33V41H39V40H36L35 38H34V40H36V42L37 41H39V44L41 45V44H44L45 42H44V40L45 39H47V41H48V36L47 37H45L44 35ZM49 34V36L51 37L52 35H50ZM54 34V33H53ZM65 34L63 35V37L65 36ZM67 34H69V35H67ZM73 34H71V36H69L70 38L71 37H74V35ZM77 34V33H76ZM79 34V33H78ZM85 34V35H84ZM100 34V35H99ZM119 34V35H118ZM132 34V35H131ZM138 34V35H137ZM171 34H173L172 36H171ZM185 34H187L186 36H185ZM195 34H198V35H195ZM203 34H204V37H203ZM211 34V35H210ZM213 34V35H212ZM222 34V35H221ZM223 34H224V36H223ZM47 35H48V33H47ZM56 35V34H55ZM62 35H57V36H55V37H59L60 39H62L63 41H66V39H63L62 37H60V36H62ZM73 35V36H72ZM80 36H81V34H79ZM111 35V36H110ZM148 35V36H147ZM151 35V36H150ZM160 35V36H161ZM174 35H176L175 37H174ZM189 35V36H188ZM22 36H20V37H22ZM32 36V35H31ZM34 36V37H35ZM40 36V37H41ZM77 36V35H76ZM95 37L94 38V40H93V37ZM150 36V37H149ZM155 36V37H154ZM191 36V37H190ZM214 36V37H213ZM28 37V36H27ZM29 37H30V35H29ZM33 37V36H32ZM32 37H30L31 39H32ZM53 37V36H52ZM78 37V36H77ZM82 37V36H81ZM140 37V38H139ZM144 37V38H143ZM183 37V38H182ZM193 37V38H192ZM210 37H212V38H210ZM217 37L219 38V39H217ZM227 37V38H226ZM58 38V39H59ZM64 38H68V37H64ZM155 38H157V39H155ZM197 38H198V40H197ZM202 38V39H201ZM223 38H226L225 40L223 39ZM24 39H26V38H24ZM28 39V38H27ZM26 39V40H27ZM37 39H41V38H38V34H37ZM72 39H74V38H72ZM80 39V38H79ZM155 40V43L153 44V42H154V40ZM181 41H180V40ZM186 39V40H185ZM189 39V40H188ZM193 41H192V40ZM210 39V40H209ZM213 39V40H212ZM28 40H30V39H28ZM62 40H60V42L62 41ZM85 40V41H84ZM147 40V41H146ZM149 40V41H148ZM160 40H161V42H160ZM163 40V41H162ZM196 40V41H195ZM203 40V41H202ZM228 40V41H227ZM19 41L22 43V39H19ZM31 41V40H30ZM29 41V42H30ZM70 42V39L68 38V40H67V42ZM145 41V42H144ZM157 41H159L158 43H157ZM180 41V42H179ZM188 41V42H187ZM199 41V42H198ZM202 41V42H201ZM213 41H215V43L213 42ZM24 42V41H23ZM28 42V43H29ZM41 42V43H40ZM148 42V43H147ZM191 42V43H190ZM213 42V43H212ZM220 42H222V43H220ZM225 42V43H224ZM245 42V43H244ZM250 42V43H249ZM27 43V42H26ZM47 43H49V41L47 42ZM47 43H45V44H47ZM52 43V42H51ZM63 43V42H62ZM16 44H17V41H16ZM15 44V45H16ZM19 44V43H18ZM17 44V45H18ZM24 44V43H23ZM31 44H33V42H31ZM58 43H56L55 44V46L57 45ZM67 44V43H66ZM82 44V43H81ZM158 44V45H157ZM159 44H162V45H159ZM178 44V45H177ZM185 44V45H184ZM212 44L214 45V46H212ZM219 44H222V45H219ZM251 44V46H249ZM260 44V45H259ZM263 44V45H262ZM20 45V44H19ZM28 44H26V46H27ZM54 45V44H53ZM76 45V44H75ZM84 45H86V47L84 46ZM87 45L89 46V49L87 48ZM94 45V46H93ZM96 45V46H95ZM146 45V46H145ZM164 45V46H163ZM175 45H176V48H175ZM182 45V46H181ZM204 45V46H203ZM209 47H208V46ZM22 46V49L24 48V46H25V44L24 45H21ZM21 46L18 48V49H20L21 48ZM45 46H48V44L47 45H45ZM80 46H82V45H80ZM90 46H93V47H90ZM106 46V47H105ZM212 46V47H211ZM216 46H219V47H216ZM225 46V47H224ZM231 46V47H230ZM233 46H235V47H233ZM244 47V48H246V46H247V51L250 53L249 54V58L250 59H248V60H245V56H244V58H243V55H244V53L242 52V61L240 60V58H239V56H241V52L239 51V50H241L242 51V49H244V48H241V47ZM54 47V46H53ZM66 47H67V45H66ZM70 47V48H69ZM97 47V48H96ZM108 47V48H107ZM111 47V48H110ZM132 47V48H131ZM155 47V48H154ZM165 47V48H164ZM167 47V48H166ZM170 47V48H169ZM173 47V48H172ZM183 47V48H182ZM203 47V48H202ZM209 48V53L207 52V50H208V48ZM254 47V48H253ZM158 48V49H157ZM162 48V49H161ZM178 48H179V50L180 51H177L178 50ZM213 48V49H212ZM215 48V49H214ZM249 48V49H248ZM57 49V48H56ZM64 49V48H63ZM93 49V50H92ZM100 49V50H99ZM113 49V50H112ZM123 49V50H122ZM132 49V50H131ZM155 49V50H154ZM174 49V50H173ZM225 49V50H224ZM255 49V50H254ZM59 50V48L57 49V50H55V54H56V51H58ZM72 50V49H71ZM87 50H88V52H87ZM96 50V51H95ZM99 50V51H98ZM112 50V51H111ZM169 51V52H166V51ZM173 50V51H172ZM203 50V51H202ZM212 50V51H211ZM232 50V51H231ZM22 51V50H21ZM54 51V50H53ZM65 51V50H64ZM63 51V52H64ZM118 51V52H117ZM132 51V52H131ZM161 51V52H160ZM228 51V52H227ZM235 51V52H234ZM240 53L239 55H238V53ZM263 51V52H262ZM62 52V54L64 55V53L66 54V51L63 53ZM75 52V53H74ZM182 52H183V55H182ZM227 52V53H226ZM230 52V53H229ZM59 53H61V51H59ZM104 53V54H103ZM213 53V54H212ZM228 53L230 54V55H228ZM247 53V52H246ZM57 54H58V52H57ZM210 54L212 55V56H210ZM227 54V55H226ZM233 54V55H232ZM235 54H237V55H235ZM252 54V57L250 56ZM58 55H61V54H58ZM58 55H57V57H58ZM180 55H182V57L180 56ZM184 55H186V57H184L183 58V56ZM247 55H248V53H247ZM246 55V56H247ZM255 55V56H254ZM64 56H67V55H64ZM79 56V57H78ZM81 56H82V58H81ZM85 58H84V57ZM88 56H89V58H88ZM105 56V57H104ZM110 56V57H109ZM237 56V57H236ZM59 57H61V56H59ZM87 57V58H86ZM97 57V58H96ZM101 57H102V59H103V61H102V59H101ZM210 57V58H209ZM213 57V58H212ZM218 57V58H217ZM232 57V58H231ZM248 57V56H247ZM256 57V58H255ZM263 57V58H262ZM65 58V57H64ZM66 58H68V57H66ZM84 58V59H83ZM92 60H91V59ZM95 58H96V60L97 61H94L95 60ZM221 58H225L226 60L224 61V60H222ZM237 58V59H236ZM257 58H259V59H257ZM72 59V60H71ZM78 59V60H77ZM105 59H107V60H105ZM210 59H212V60H210ZM230 59H232V63H230L231 65L229 66V62H231V60ZM239 59V60H238ZM255 59V60H254ZM82 62H81V61ZM222 60V61H221ZM237 61V62H235V61ZM61 61H64V59L63 60H61ZM98 61H99V63H98ZM100 61H102V62H104L105 61V65H104V63L102 64V66H101V62ZM113 61H117L118 63H116V62H114V65H115V63H116V65H115V67H113L112 66V62ZM221 61V62H220ZM243 61H245V62H248V64L246 63H242L241 65H240V63L241 62H243ZM257 61V62H256ZM259 61V62H258ZM68 62V61H67ZM92 62V63H91ZM94 62H97V63H94ZM109 62H111L110 64H109ZM212 62V63H211ZM223 62V63H222ZM254 62H255V64H254ZM64 63V62H63ZM227 64V65H225V64ZM239 63V64H238ZM254 64V65H252V64ZM261 63V64H260ZM66 64V63H65ZM68 64V63H67ZM78 64H81V65H78ZM97 64H98V66H97ZM108 64V65H107ZM119 64H120V66H119ZM211 64V65H210ZM220 64H221V68H220ZM233 64H234V66H233ZM236 64V65H235ZM256 64H258V66H256ZM111 65V66H110ZM223 65H224V68H223ZM243 65V66H242ZM245 65L247 66V65H249V66H247V67H245ZM87 66L89 67L88 69H87ZM118 66V67H117ZM236 66H238V68L236 67ZM251 66V67H250ZM64 68H67L66 66H63ZM76 67V68H77ZM97 67V68H96ZM110 67V68H109ZM226 67V68H225ZM228 67H229V69H228ZM64 68H62V69H64ZM231 68V69H230ZM224 69V70H223ZM227 69V70H226ZM258 69H260V70H258ZM77 70H81V69H76V71ZM229 70V71H228ZM258 70V71H257ZM82 71V72H83ZM261 71V72H260ZM83 72V73H84ZM236 72V73H235ZM257 72H258V74H259V72L261 73V74H259L258 76L257 75H255V74H257ZM83 73H81V74H83ZM255 73V74H254ZM228 74H229V76H228ZM237 74V75H236ZM263 74V75H262ZM63 75V74H62ZM156 75V76H155ZM225 75H226V78H225ZM242 77H241V76ZM163 76L165 77V76H167V78L169 79V78H174V81H173V79H171L173 82L172 83H174V85H173V87L171 88V87H169V89L171 90L169 93H168V95L165 97V98H167V99H165L166 100V102H168V106L166 107V108H164V109H162L163 108V106L161 107V105H164L163 104V101H161L159 98L161 97L162 98V94L160 95L159 94V92H161L162 91V88L159 86V84H157V83H160V81H159V79H161V77L163 78ZM231 76V77H230ZM234 76V77H233ZM253 76V77H252ZM139 79H138V78ZM153 77V78H152ZM156 77V78H155ZM158 77V78H157ZM234 78L235 79V81H234V79H231V78ZM256 77V78H255ZM131 78H132V80H131ZM145 78H147V79H145ZM228 78H230V80L228 79ZM237 78V79H236ZM238 78H239V80H238ZM252 78H253V80H252ZM130 81H129V80ZM137 79V81H135ZM158 79V80H157ZM165 78H163V80H164ZM261 79V78H260ZM262 79H264V77L262 78ZM261 79V80H262ZM54 80H56V77L54 76V78H53V81ZM65 80V79H64ZM134 80V81H133ZM147 80V82H144V81H146ZM152 82H151V81ZM162 80V81H163ZM170 80V79H169ZM237 80V81H236ZM149 81V82H148ZM154 81V82H153ZM224 81H226V82H224ZM233 82V84H232V82ZM241 81H243L242 82V84H241ZM251 81V82H250ZM255 81V82H254ZM55 82V81H54ZM130 82V83H129ZM132 82H134V83H132ZM165 81H163V83H164ZM166 82L167 83H169L167 80H166ZM237 82V83H236ZM247 82V83H246ZM56 83V82H55ZM54 83V84H55ZM135 83H137V84H135ZM144 83V84H143ZM151 83H154V84H152L151 86L153 87L152 89H155V86H159L158 87V89H159V92H156V91H152V89L150 88L151 86H150V84ZM156 83V84H155ZM163 83H161L162 85L161 86H163ZM236 83V84H235ZM224 84V85H223ZM227 84V85H226ZM135 85H140L139 87L138 86H135ZM219 85H222V86H219ZM236 85V86H235ZM142 86V87H141ZM147 86V88H148V90H150L151 92H153V93H155V94H159V97L157 98H155L154 99V95L152 94V96H151V92L150 91H146L147 90V88L145 89V87ZM166 87H167V85H165ZM172 86V85H171ZM224 86H225V88H224ZM229 86L231 87L230 89H227V88H229ZM240 86V87H239ZM242 86V87H241ZM56 87V86H55ZM220 87V88H219ZM217 88V89H216ZM219 88V89H218ZM225 90H227V91H229V92H227L226 91V93L225 94H228V95H225V97L224 96H222V94L224 93V89ZM236 88V89H235ZM141 89V90H140ZM161 89V90H160ZM166 89V88H165ZM210 89H214L215 91H217V92H214V90H212L213 92H211V94L209 95L210 97H208L207 96V92L210 90ZM233 89V90H232ZM238 89V90H237ZM58 90H59V88H58ZM57 90V91H58ZM142 91L141 93H139L140 91ZM220 92H219V91ZM60 91V92H61ZM146 91V93H144ZM211 91V90H210ZM210 91L208 92V93H210ZM222 91V92H221ZM163 92H165V90L163 89ZM166 92H167V89H166ZM166 92H165V94H166ZM206 92V93H205ZM230 92H231V94H230ZM57 93V92H56ZM150 93V94H149ZM204 93H205V95L210 99L209 101L211 102V104H208L207 106L206 105H203L202 106V108L201 109H199L200 107V105L198 106V109H197V105L196 104H194L196 107H194V105H193V107L196 109V110H200V113H199V111H194L193 110V107L191 106V108H190V105H189V107L187 106L188 105V103H189V100H190V97H191V101L193 100V98H196V97H198V96H196V97H193L192 98V96H195V94H198V95H204ZM216 93V95H214ZM220 93H222V94H220ZM220 94V95H219ZM238 94V95H237ZM264 94V93H263ZM56 95H58V93L56 94ZM83 95V96H82ZM136 95V96H135ZM241 95V96H240ZM60 96V97H61ZM119 96V97H118ZM149 96V97H148ZM219 96V97H218ZM235 96H236V98H235ZM66 97V98H67ZM87 97V98H86ZM94 97H99L100 98V100H99V103H101L100 105L101 106H93L92 105V103L90 102V101H93L92 99L94 98ZM141 97V96H140ZM139 97V98H140ZM145 97V98H146ZM151 97H153V98H151ZM183 97H185V98H183ZM205 97V96H204ZM207 97H205V99L207 98ZM213 97V98H212ZM217 97V98H216ZM221 97V98H220ZM223 97V98H222ZM261 97H263L262 99H261ZM61 98H63V96L61 97ZM81 98H80V100H81ZM92 98V99H91ZM108 98V99H107ZM110 98V99H109ZM164 98V97H163ZM168 98H170L169 100H168ZM189 98V100H188V102H186V101H184V100H187V99ZM239 98H240V100H239ZM63 99H65V97L63 98ZM75 99V100H74ZM73 99V102H76V98H74ZM83 99V98H82ZM89 99H90V101H89ZM119 99H121V100H119ZM137 99H136V101H137ZM184 99V100H183ZM204 99V98H203ZM205 99L204 100H202V102H201V105H202V103L205 101ZM212 99V100H211ZM220 99H222V100H220ZM235 99H236V102H235ZM257 99V98H256ZM107 100H110L111 102H112V100H113V103H114V105L115 106H113L110 102H108ZM143 100H145V99H143ZM159 100V101H158ZM208 100V99H207ZM216 100V101H215ZM217 100H218V103H217ZM245 100V101H244ZM247 100H249V101H247ZM261 100H262V102H261ZM54 101H56V98H55V100ZM68 101V100H67ZM83 101V100H82ZM98 101V100H97ZM132 101V100H131ZM130 101V102H131ZM156 101H158L159 102V105H158V102H156ZM190 101V102H191ZM194 101V100H193ZM192 101V102H193ZM247 101V102H246ZM260 101V102H259ZM165 102V101H164ZM206 102H208V101H206ZM206 102L205 103H203V104H206ZM210 102H208V103H210ZM220 102V103H219ZM246 102V103H245ZM255 102V103H254ZM65 103V102H64ZM70 103H72L71 101H70ZM78 103V105H76L77 106V108L76 109H78L80 106L79 105H81V104H79L80 102L78 101L77 102ZM96 103V102H95ZM99 103H98V105H99ZM125 103V102H124ZM137 103V102H136ZM140 103V102H139ZM185 103H187V104H185ZM195 103V102H194ZM242 103V104H241ZM247 103H248V105H247ZM69 104V103H68ZM120 104V103H119ZM125 104H127V103H125ZM129 104V103H128ZM135 104V103H134ZM186 106H185V105ZM189 104H193V103H189ZM242 106H241V105ZM245 104V105H244ZM252 104H254L253 106H255V108H253V106H252ZM256 104L258 105V106H256ZM66 105H67V103H66ZM73 105V104H72ZM89 105V106H88ZM131 105V104H130ZM132 105H133V103H132ZM131 105V106H132ZM167 105V104H166ZM166 105H164V106H166ZM246 105H247V107H246ZM75 106V107H76ZM79 106V107H78ZM87 106V107H86ZM116 106V107H117ZM184 106L185 107H188L189 109L188 110H186L185 109V111L183 110V112H182V108H184ZM66 107V106H65ZM67 107H68V105H67ZM70 107V106H69ZM71 107H73V106H71ZM74 107V108H75ZM90 107V108H89ZM113 107V108H112ZM121 107V106H120ZM126 107H123L124 109L126 108ZM252 107V108H251ZM259 107V108H258ZM261 107V108H260ZM101 108V109H100ZM119 108V107H118ZM117 108V109H118ZM131 108V109H130ZM87 109V110H88ZM111 109V110H110ZM117 109H116V111H117ZM120 109H122V108H120ZM191 109V110H190ZM243 109V110H242ZM255 111H254V110ZM258 109V110H257ZM260 109V110H259ZM64 110V109H63ZM71 110V109H70ZM69 110V112H71ZM84 110V109H83ZM83 110H82V112H83ZM193 110V111H192ZM262 110H263V112H262ZM65 111H67V108H66V110ZM75 111H78V110H75ZM116 111H114V112H116ZM122 111V110H121ZM120 111V112H121ZM186 111H189V112H187V113H184V112H186ZM259 111H261L262 112V115H261V113L259 112ZM73 112H74V109H73ZM73 112H72V114H73ZM82 112L80 113L81 115H80V117L82 116ZM89 112V113H88ZM99 112V113H98ZM111 112V113H110ZM156 112L158 113L157 115H156ZM193 112V113H192ZM197 113V114H194V113ZM256 112H258V114L256 113ZM64 113V112H63ZM67 113H68V111H67ZM98 113V114H97ZM117 113V112H116ZM187 114V115H189V116H187V118L185 117V120L183 119V122L182 121H180V119L183 117L182 115H180V114ZM254 114V116H252L253 114ZM75 114H76V112H75ZM74 114V115H75ZM118 114V113H117ZM121 114V113H120ZM124 114H126V113H124ZM156 115V116H154L155 118L153 119V115ZM247 114V115H246ZM250 114V115H249ZM115 115V117H116V114H114ZM123 115V114H122ZM121 115V116H122ZM149 115V116H148ZM151 115H152V117H151ZM184 115V116H185ZM67 116V115H66ZM79 116V112L77 113V117ZM85 116L82 118V120H84L85 119ZM125 116V115H124ZM182 116V117H181ZM192 118H194L195 120H197V122L199 123V126L197 127V125H195V121H192V120H194V119H192ZM248 116V117H247ZM261 116H262V118H261ZM72 117V115L71 116H69V118H71ZM77 117H75V121L76 120H78V118ZM93 117V116H92ZM94 117H95V115H94ZM94 117H93V119H94ZM110 117V116H109ZM112 117V116H111ZM110 117V118H111ZM114 117V116H113ZM118 117H119V115H118ZM123 117V116H122ZM160 119H159V118ZM188 117H190V118H188ZM247 117V118H246ZM253 117V118H252ZM255 117V118H254ZM96 118V117H95ZM100 118V117H99ZM109 118V119H110ZM121 118V117H120ZM147 118V119H146ZM148 118H151L153 121H149V119ZM178 118H179V120H178ZM184 118V117H183ZM81 119V118H80ZM115 119V118H114ZM246 119V120H245ZM67 120V119H66ZM70 120H72V119H70ZM81 120V121H82ZM89 120V119H88ZM99 120H102V119H99ZM105 121H103V123L105 122L107 125H108V122L109 121H107V118H105L104 119ZM182 120V119H181ZM187 120V121H186ZM191 121L190 122V124L189 125H187L188 123V121ZM244 120V121H243ZM255 120V121H254ZM261 120H260V122H261ZM68 121H69V119H68ZM79 121V120H78ZM84 121H86V120H84ZM94 121V120H93ZM98 121V118H97V120H96V122L95 123H99V122H97ZM119 121V119H117V122ZM233 121V122H232ZM70 122V125H71V123H72V121H69ZM68 122V123H69ZM80 122V121H79ZM88 122V121H87ZM90 122H91V120H90ZM102 122V121H101ZM100 122V123H101ZM113 122H115V124L113 123ZM115 120L114 121H110L109 122V124H112L111 125V127L109 128V126H107L110 130H112V131H109L108 130V128H106V126L104 127V129L106 128L107 130H108V132H109V134H111L110 132H113V129H112V126L114 127V125H116V123H117ZM180 122H182L183 124V126L181 125V123ZM194 122V123H193ZM226 122V123H225ZM243 122V123H242ZM247 122V123H246ZM255 122V123H254ZM67 123V122H66ZM76 123V122H75ZM83 123V122H82ZM102 123V124H103ZM184 123H187V124H184ZM191 123L193 124V125H195V126H193V127H191L192 125H191ZM233 123V124H232ZM253 124L254 126H256V127H254L253 125V128L251 127V125L250 124ZM78 124H80V123H78ZM85 124H87L86 122L83 124L84 126H86ZM90 124H92V122L90 123ZM102 124H100L101 125V127L103 126ZM120 124H121V122H120ZM178 124H180V125H178ZM197 124V123H196ZM256 124V125H255ZM259 124H261V123H259ZM75 125H77V123L75 124ZM122 125V124H121ZM186 127H185V126ZM231 125V126H230ZM237 125V126H236ZM80 127V125H77L76 126V128L77 127ZM84 126H82V124H81V127L83 128ZM89 126V125H88ZM95 126H96V128H97V126H99V125H96L95 124ZM95 126H94V128H95ZM118 126L120 127V125L118 124ZM144 128H143V127ZM242 126V127H241ZM244 126V127H243ZM72 127V126H71ZM73 127H75L74 126V119H73ZM101 127L100 128H98V130H100L101 129ZM117 126H115V128H116ZM128 127L130 128V129H128ZM167 127H170L171 129L170 130H173L174 128H175V130L177 131H174V132H172V133H170L169 134V132H167L168 134H167V136H165V128H167ZM172 127H174L173 129H172ZM179 127L181 128V127H183V130L182 129H180V130H178L179 129ZM188 127V129L189 128H192V131H194L195 130V133L193 132V134L194 135H192V133H191V135H189L190 134V132H191V130L189 131V130H185L186 128ZM94 128H92V125L91 126H89V128L87 129V127L86 128H83L84 130H93ZM96 128H95V131H92V132H94V134H95V132L96 133H98V132H101V131H98V130H96ZM122 128L123 127H121V130H122ZM125 128H124V130H125ZM131 128H132V130H131ZM148 128H149V130H148ZM150 128H152V130L150 131ZM176 128H178V129H176ZM225 128L227 129L226 131H225ZM72 129V128H71ZM119 129V128H118ZM118 129L116 128V132L118 131ZM165 129V130H164ZM79 130H80V128H79ZM120 129H119V131H121ZM127 130H125V131H127ZM211 130H212V132H211ZM213 130H215V131H220V132H217V133H214L215 131H213ZM239 130H240V132H239ZM244 130V131H243ZM77 131V130H76ZM161 131V132H160ZM164 131V133L162 134V132ZM187 131L189 132V133H187ZM224 131V132H223ZM233 131V132H232ZM91 131H89V133H90ZM108 132H106V134H107V136H106V139L108 140V138L110 137V135L108 134ZM114 133V135L115 134H117V133ZM136 132V131H135ZM138 132V131H137ZM176 132V133H175ZM203 132V133H202ZM205 132H207V133H205ZM223 132V133H222ZM227 132V133H226ZM236 132H237V134H236ZM81 133V132H80ZM122 133H123V131H122ZM121 132H120V135H121V137H120V135H119V139L121 138V140H122V137H123V134H122ZM212 133V134H211ZM214 133V134H213ZM218 133H220V134H218ZM222 133V134H221ZM231 133V134H230ZM93 134V133H92ZM93 134V135H94ZM100 134V133H99ZM113 134V133H112ZM153 134H151V137L153 138ZM173 134H177L178 135V137H176L177 135H173ZM188 134V135H187ZM215 134H216V136H215ZM218 134V135H217ZM81 136H82V134H80ZM96 135V134H95ZM109 135V136H108ZM118 135H117V137H115L114 136V139L116 140V138H118ZM129 135V134H128ZM127 135V136H128ZM131 135V134H130ZM130 135L128 136V142L126 143V144H128L129 142L130 143H134V141H135V143H137V144H139V145H135V144H133V147H134V145H135V147L133 148L132 147V145H131V147H132V149L131 150H136V151H138L139 153L138 154H140V157H139V160H137V164L136 165H138L139 163L138 162H144L145 161V159H143V156L144 155H141L142 153H143V149H148L149 148V144H148V142L147 141H145L146 139H144L143 137L142 138H140L139 137V134L138 133H135V134H133V136L132 137H130ZM153 135V136H152ZM164 135V136H163ZM226 135V136H225ZM245 134H243V136H244ZM97 136H98V134H97ZM97 136H95V140L96 139H98L100 142H101V137L100 136H98L99 138H96ZM180 136H182V135H180ZM189 136V141H188V137ZM190 136H192V137H190ZM194 136V137H193ZM214 136V137H213ZM219 136V137H218ZM228 136V137H227ZM230 136V137H229ZM233 136V137H232ZM242 136V135H241ZM108 137V138H107ZM125 137V136H124ZM150 137V136H149ZM166 137V138H165ZM186 137V138H185ZM91 138H94V136H92ZM126 138H124L123 140H122V143L124 144V142H126L127 140H125ZM130 138H132V141L130 140ZM154 138H157L156 136H154ZM187 139V143H189V144H187L186 143V141H183V140H185V139ZM193 140H192V139ZM199 138V139H198ZM206 138V139H205ZM104 140L105 142L107 141V140ZM110 139V138H109ZM144 139V140H143ZM210 139V140H209ZM216 139V140H215ZM219 139V140H218ZM222 139V140H221ZM91 140V139H90ZM94 140V139H93ZM94 140V141H95ZM111 140H113V138L111 137ZM111 140H109L111 143H112V141ZM121 140H119L120 142H121ZM125 140V141H124ZM130 140V141H129ZM169 140V141H168ZM172 140V139H171ZM175 140V141H176ZM203 140V141H202ZM206 140V141H205ZM238 140V141H237ZM92 141V140H91ZM97 141V140H96ZM95 141V142H96ZM108 141V142H109ZM124 141V142H123ZM191 141L193 142V143H191ZM205 141V142H204ZM218 141V142H217ZM220 141V142H219ZM227 141V142H226ZM236 141V142H235ZM103 142V141H102ZM118 142V141H117ZM119 142V144H121ZM165 142V141H164ZM167 142H165V147H166V144H167ZM173 142H174V140H173ZM196 142V143H195ZM227 144H226V143ZM229 142V143H228ZM235 143V145H232L233 143ZM242 142H244V138H243V141ZM107 143V142H106ZM106 143H105V145H106ZM111 143H109V144H107L106 146L108 147V145H110ZM130 143L128 144L129 146H130ZM171 144H169V145H173L172 144V141L170 142ZM225 143V144H224ZM95 144H97V142L95 143ZM100 144V143H99ZM115 144H117L116 142H115ZM118 144V145H119ZM123 144L121 145V146H123ZM125 144V145H126ZM177 144V143H176ZM175 144V145H176ZM94 145V144H93ZM93 145H91V146H93ZM101 145V144H100ZM103 145H104V142H103V144L101 145L102 147H103ZM123 146V147H126V146H128V145H126V146ZM230 145V146H229ZM111 146H113V145H111ZM121 146H119L120 148H121ZM128 146V147H129ZM136 146H138V147H136ZM139 146H140V149H138L139 148ZM148 146V148H146ZM167 146H168V144H167ZM233 146V147H232ZM98 147V146H97ZM115 147V146H114ZM155 147V146H154ZM158 147V148H157ZM157 147H155V150H158V153H157V156H156V158H154L152 161H160V163L162 162V161H164L162 164H161V166L162 165H164V168H170L169 166H172V165H175V167H176V164H174L173 163V158L172 157H170V155L169 156H166V152H168L166 149H163L164 148V145H163V148H161V145H159V146H157ZM95 148H96V146H95ZM109 148V147H108ZM127 148V147H126ZM125 148V149H126ZM219 148V149H218ZM104 149H106L105 148V146H104ZM222 149V150H221ZM96 150V149H95ZM113 149L111 148V151H112ZM130 150V151H131ZM144 150V151H145ZM166 150V151H165ZM93 151H94V149H93ZM99 151V150H98ZM97 151V152H98ZM136 151L134 152V153H136ZM147 151V150H146ZM146 151H145V155H146ZM233 151H234V153H233ZM95 152V151H94ZM93 152V153H94ZM97 152H95L96 154H97ZM113 152V151H112ZM133 152V151H132ZM157 152V151H156ZM212 152V154L213 153H215L214 151H211ZM222 152V153H221ZM94 153V154H95ZM116 154L117 152H115V150H114V152L112 153V154ZM126 153V152H125ZM125 153H124V155H125ZM89 154V153H88ZM105 154V153H104ZM108 154V156L107 157H109V155L111 154V152L110 153H107ZM114 154V155H115ZM126 154H129V152L128 153H126ZM130 154H132V153H130ZM144 154V153H143ZM169 154V153H168ZM207 154H210V152H208L207 151ZM90 156H91V154H89ZM100 155H102V154H100V151H99V157H100ZM123 155V156H124ZM134 155V154H133ZM238 156V158H236L235 159V157L236 156ZM86 156H88V155H86ZM90 156H89V158L88 157H86V158H88L86 161H94V159H96V158H93V156H91L92 158H90ZM95 156H97V155H95ZM94 156V157H95ZM113 156V155H112ZM122 156V160H124V157ZM209 155H207L206 157H208ZM212 156V155H211ZM211 156H209V157H211ZM98 157V156H97ZM102 157H103V155H102ZM105 157H106V155H105ZM105 157H103L102 158V160L103 159H105ZM106 157V159L108 160V158ZM135 156H133V158H134ZM170 157V159H168ZM205 157V156H204ZM206 157H205V161H207V159H210V161L208 160V162H209V164L206 166V169H207V167H209L210 168V163H212L215 159H216V155L215 154H213V157H211V158H213V161L211 162V158H207L206 159ZM219 157H217V158H219ZM110 158H111V156H110ZM126 159L128 158V156L126 155V157H125ZM172 158V159H171ZM163 159V160H162ZM166 159V160H165ZM220 159V158H219ZM219 159H216L215 161H217V162H219L218 160ZM226 159V158H225ZM224 159V160H225ZM235 159V160H234ZM97 160V159H96ZM100 160H101V157H100ZM169 160H171L172 161V164L171 163H169V162H171V161H169ZM176 160V159H175ZM174 160V161H175ZM98 161H99V159H98ZM126 161V160H125ZM238 161V162H237ZM240 161H243V160H240ZM122 162V161H121ZM147 162V161H146ZM176 162H177V165H178V161L176 160ZM175 162V163H176ZM94 163V162H93ZM145 163V162H144ZM181 163V162H180ZM196 163V162H195ZM195 163H192V164H195ZM214 163V162H213ZM216 163V162H215ZM214 163V167H215V170H213V167H212V164H211V167L212 168H210V170H213V171H210L209 172V174H210V176H207V179H208V181H209V178H210V180L211 181H209V183L210 182H212V180H213V182H217V179H216V181H214L215 180V178L213 179L211 176L215 173L214 171H216V173L217 172H219L221 169L220 168H218V169H220V170H216L217 168H216V164ZM232 163L234 164V165H232ZM242 163V162H241ZM240 163V164H241ZM206 164V163H205ZM218 164V163H217ZM92 164H90V166H91ZM94 165V164H93ZM92 165V166H93ZM135 165V167H137ZM180 165V164H179ZM181 167L179 168V170H177V169H172L173 171L171 172V168L170 169H165V171L164 170H162L163 168H161V170H155V169H152L151 171H148V174H147V176L150 178H152V179H154V180H152L151 178V180H152V184L153 185H155V182H157L158 183V181H159V183H160V181L162 180H160L159 179V177L161 178V176L163 177L165 174H167V176L169 177H171V176H173L174 177V173H175V170H177V171H180L181 170V168H183V166L184 165H187V164H183V163H181ZM197 165V164H196ZM204 165V164H203ZM91 166V167H92ZM160 166V167H161ZM198 166V165H197ZM205 166V165H204ZM94 167H95V165H94ZM196 167V166H195ZM201 167H203V166H201ZM201 167H199L198 166V168L199 169H202ZM236 169H235V168ZM88 168H90V167H88ZM93 168V167H92ZM95 168H97V167H95ZM94 168V169H95ZM125 168V167H124ZM197 168V167H196ZM195 168V170H191V169H189L187 172H188V174L187 173H185L184 174V176H185V178H186V180L184 181V179H183V181L180 179L179 180V177H177V176H179V175H177L178 174V172H176L177 174H175L176 175V177L178 178V181L176 182V184H177V186H175V188H174V190L175 191H173V189H172V191H170L173 195H174V197H176L177 199H180V198H183L184 196H186L187 195V191H190L191 189H192V186L193 185H196V181H195V183H194V180L193 179H197L199 176V174H198V172L196 171L197 169ZM238 168V169H237ZM198 169V170H199ZM92 169L90 168V171H89V174L91 173V172H93L92 174H94L95 173V171H98L97 169H95V170H92ZM167 170V171H166ZM168 170H170V171H168ZM209 170V169H208ZM236 170V171H235ZM144 171V170H143ZM191 171V172H190ZM222 171V170H221ZM223 171H225V170H223ZM232 171H233V173H232ZM243 170H241V172H242ZM145 172L146 171H144V172H142L143 174H141L140 172H139V174H141V175H145L146 176V174H145ZM194 172V173H193ZM199 172H201V171H199ZM214 172V173H213ZM240 172V171H239ZM147 173V172H146ZM150 173V174H149ZM179 173H181V172H179ZM183 173V172H182ZM211 173H212V175H211ZM215 173V174H216ZM220 173H222V172H220ZM192 174H193V176H192ZM208 174V175H209ZM223 174L224 173H222V175L221 174H217V175H213V176H216V178H219L220 177V181H221V179H223L224 181H226L225 179L227 178V177H223L222 178V176H223ZM153 175V176H152ZM187 175V176H186ZM196 175V176H195ZM202 176H204V175H206V174H201ZM218 175H220V176H218ZM224 175H226V174H224ZM146 176V177H147ZM156 176V177H155ZM166 176V175H165ZM166 176V177H167ZM181 176V175H180ZM201 176V177H202ZM233 176V177H232ZM144 177V176H143ZM155 177V178H154ZM158 177V178H157ZM176 177H174L175 179H177ZM189 177V178H188ZM191 177V178H190ZM193 177V178H192ZM209 177V178H208ZM141 178H142V176H141ZM145 178V177H144ZM143 178V179H144ZM173 178V179H174ZM183 178V177H182ZM203 179L205 178V177H202ZM202 178H200V179H202ZM225 178V179H224ZM90 179V178H89ZM159 179V180H158ZM172 179V178H171ZM199 179V178H198ZM200 179H199V184H200ZM206 179V178H205ZM237 179V178H236ZM235 179V180H236ZM145 180L147 181V178H145ZM157 180V181H156ZM218 180V181H219ZM222 180V181H223ZM145 181V182H146ZM153 181H154V183H153ZM181 181V182H180ZM193 181V182H192ZM206 181V180H205ZM219 181V183L218 184H221L222 183V181L220 182ZM224 181H223V183H224ZM149 181H147V183H148ZM183 182H185V183H183ZM186 182H187V184H186ZM198 182V181H197ZM203 182V181H202ZM201 182V183H202ZM144 183V182H143ZM181 183V184H180ZM206 183H207V181H206ZM215 183H212V184H215ZM222 183V184H223ZM238 184V182L236 181L235 182V185H237ZM145 184V183H144ZM185 184V185H184ZM189 184V185H188ZM192 184V185H191ZM146 185V184H145ZM183 185V186H182ZM149 186V185H148ZM173 187H174V184H173ZM186 189V190H185ZM188 189V190H187ZM149 191L151 192V193H153L154 192V190H153V188H149ZM212 191H210V193H211ZM209 193V194H210ZM206 194H208L207 192L205 193V195L201 198V199H204L205 198V196H206ZM209 194H208V196H209ZM212 194V193H211ZM214 194V193H213ZM215 195V194H214ZM158 197V196H157ZM156 197V198H157ZM172 197V196H171ZM197 197V196H196ZM201 196H199V198H200ZM207 197V196H206ZM215 197L216 196H214V198L211 196V197H208L207 199L209 200L210 198H213V199H215ZM155 198V197H154ZM155 198V199H156ZM159 198H160V196H159ZM198 200V199H197ZM200 200V199H199ZM198 200V201H199ZM136 201V200H135ZM135 201H134V204H132V205H134L135 206V204H136V206L138 207V205L139 206H142V204L140 205L139 203H143V202H141V201H139V200H137V201H139L138 202V205H137V203H135ZM213 201V200H212ZM215 201H216V199H215ZM200 202V201H199ZM205 202H208L207 200L205 201ZM210 202V204L212 203L211 202V200L209 201ZM148 203V202H147ZM197 203V202H196ZM201 203H202V200H201ZM130 204V203H129ZM145 204V207L146 206H149L151 203H149V204H147L146 205V203H144ZM143 204V205H144ZM175 204H176V201H175ZM175 204H174V206H175ZM218 205V201L217 202H214V205L213 204H211V205H213V206H215V205ZM239 204V203H238ZM237 203H235V205H238ZM177 206H178V204H176ZM199 205V204H198ZM216 205V206H217ZM234 205V206H235ZM177 206H176V208H177ZM200 206H201V204H200ZM199 206V207H200ZM203 206V205H202ZM216 206L215 207H212V209L211 210H213V208H216ZM239 206V205H238ZM142 207H144V206H142ZM141 207V208H142ZM150 207H151V205H150ZM150 207H148V208H150ZM127 208H128V205H127ZM130 208H131V204H130ZM141 208L139 207V209L138 210H141ZM234 208H236V207H234ZM129 209V208H128ZM127 209V210H128ZM133 209V208H132ZM135 209V208H134ZM142 209H144V208H142ZM201 209H203V207L201 208ZM217 209V208H216ZM215 209V210H216ZM240 209H243L242 207L240 208ZM245 209V211H247L246 210V208H244ZM130 210V209H129ZM232 210V209H231ZM131 211L132 210H130V213H131ZM135 211V213H136V211H137V209H135L134 210ZM134 211H133V213H134ZM204 211V210H203ZM203 211H201V212H203ZM230 211V210H229ZM233 211V210H232ZM231 211V213H233L234 214V212H232ZM237 211H241L242 212V210H236V212ZM249 211V210H248ZM215 212V213H214ZM214 212H212L211 211V213H214V214H216L217 215V210L216 211H214ZM229 214V216H231L232 217V221H233V223H235V225L233 224V227H232V229H231V231L229 232V235H231V236H233V234H235V233H238V234H240L242 237H243V235H244V233H246L247 234V232H248V230L249 231H251L250 233L252 234V229L255 231V229H256V227H257V229H260L259 227H260V225H263V224H261L262 222L259 220L256 224H255V221H254V225H253V223L252 222H250V223H252V225H248V224H250V223H245L246 221H247V219H245L246 217L243 215V214H241V213H239V214H241V215H237L238 213H235L234 215H232V214ZM242 213H244V210H243V212ZM246 213V212H245ZM247 213H249V214H251L252 212H247ZM246 213V214H247ZM249 214H247V215H249ZM215 215V216H216ZM211 216H213V215H211ZM228 216V218H230ZM235 217V218H234ZM243 217H245V218H243ZM141 218V217H140ZM211 217H209V220H211V222H209V223H211V224H209V228H208V231H210L211 230V232L214 234V233H216V232H219V231H217L218 229L219 230H221V232H222V223L221 222H223V221H221V218L219 217V216H217V220H215L216 219V217H214L213 216V218L212 219H210ZM215 218V219H214ZM244 220H246L245 222H243L242 220L243 219ZM142 219V218H141ZM145 219V218H144ZM144 219H142V221L144 220ZM240 219V220H239ZM213 220V221H212ZM220 220V222H218ZM230 221H231V218L229 219ZM239 220V221H238ZM140 221V220H139ZM141 221V222H142ZM217 221V222H216ZM232 221H231V223H232ZM243 222L244 223V225H245V227H242V225L240 224L241 222ZM140 222V224H142ZM150 222H152V218H151V221ZM215 222V223H214ZM248 222V221H247ZM154 222H152V224H153ZM151 224V226H152V228H154V226H155V224H153L152 225ZM221 224V225H220ZM237 224V225H236ZM143 225V224H142ZM144 225H146V226H149L147 223H146V221H145V224ZM157 225V224H156ZM216 225H217V227H216ZM240 225V226H239ZM259 225V226H258ZM237 226V227H236ZM252 226V227H251ZM219 227V228H218ZM238 227H240V228H238ZM149 228H150V226H149ZM152 228L149 230V231H151V232H149V233H154L156 236H159V235H161V232H159V230L156 232V231H154L155 229H153V231L154 232H152ZM212 228V229H211ZM216 228H218V229H216ZM244 228V229H243ZM239 229H242L241 230V232H239L240 230ZM246 229V230H245ZM257 229H256V231H257ZM213 230V231H212ZM238 230V231H237ZM245 230V231H244ZM132 231H134L135 232V230H132ZM216 231V232H215ZM244 231V232H243ZM247 231V232H246ZM133 232V233H134ZM137 232V231H136ZM144 232H145V230H144ZM156 232V233H155ZM210 232V233H211ZM221 232H219V233H221ZM242 232H243V235H242ZM205 233H207L206 231H205ZM210 233H208V234H210ZM218 233V234H219ZM144 234V233H143ZM145 234H146V232H145ZM158 234V235H157ZM208 234H207V237H205L206 235H204V237L203 238H207V239H209L210 237H212V235L210 236V237H208ZM217 234V233H216ZM215 235V234H214ZM214 235H213V237H214ZM239 235V236H240ZM155 236V237H156ZM216 236H219V235H216ZM216 236L214 237V238H216ZM228 236V235H227ZM238 236V235H237ZM237 236H235V237H237ZM238 236V237H239ZM241 236H240V238H241ZM160 237V236H159ZM162 237V236H161ZM221 237H223V235L221 234ZM213 238V239H214ZM49 240V241H48ZM204 240V239H203ZM202 240V241H203ZM49 242V243H48ZM207 242V241H206ZM46 243L48 244V245H46ZM16 244V243H15ZM50 244V245H49ZM53 244V245H52ZM55 243H53L52 242V240H51V238H47L46 239V242H44V244H43V246L45 245V247H43V248H47L48 246V248H47V252H45V249H44V252H42V253H38V252H35V250H32L33 249V247L32 246H30V247H25V246H20L19 244H17L18 245V247H17V245H14V247H13V252H11V253H13L12 255H14V251H15V257L13 256V258L12 259H8L9 257H8V255H7V258L6 259H8L7 261H8V263L11 261L12 263H10V264H14L15 262V264H23L24 262H26L25 264H32V263H34V264H45L46 262H47V264H71L72 262V264H75V262H76V264H80V262H78V261H76L77 259H74L73 257L76 255H74V253H77V249L75 248V250H77L76 252H74L75 250H73L72 251V249H71V251H72V253H73V255H72V258L70 257V255H69V257L68 258H71V259H69V260H73L72 262L71 261H67L68 259L66 258V257H62V258H59V252H58V248H57V245H54ZM60 245H63V243H62V241L60 242ZM47 246V247H46ZM51 246V247H50ZM32 247V248H31ZM56 247V248H55ZM147 247L149 248V249H151L153 246L151 245V242H149L148 243V245H147ZM72 248V247H71ZM18 249V250H17ZM51 249V251H49ZM11 250V251H12ZM152 250H153V248H152ZM155 250V249H154ZM153 250V251H154ZM24 253H23V252ZM27 251V252H26ZM35 253H34V252ZM43 251V250H42ZM54 251V252H53ZM5 252V251H4ZM31 252V253H30ZM51 252H53L52 253V255H53V257H52V255H51ZM214 252V251H213ZM22 253V254H21ZM33 253H34V255H33ZM45 255H49L48 257L47 256H45ZM56 253V254H55ZM220 253V252H219ZM218 252H217V255L219 254ZM1 254H6V253H1ZM31 254H32V256H31ZM37 254V255H36ZM40 254H42L43 255V257H42V255L40 256ZM71 254V253H70ZM78 254H79V252H78ZM153 254H154V256H153ZM153 254H152V257H154L155 258V256H156V251H155V253L153 252ZM216 254V253H215ZM30 255V256H29ZM213 255V254H212ZM241 254H239V256H240ZM253 255H255V254H250V255H248L249 257L251 256V258L250 259H248V260H250V261H252V259H253ZM29 258H28V257ZM37 256V257H36ZM42 258L41 260H42V262L38 259L37 260V258H40V257ZM45 256V257H44ZM54 256H55V258H54ZM57 256H58V258H59V260H58V258H57ZM78 255H76V257H77ZM235 256V255H234ZM242 256V255H241ZM5 257V256H4ZM26 257V258H25ZM35 257V258H34ZM52 257V258H51ZM75 257V258H76ZM151 257V258H152ZM213 257V256H212ZM212 257H209L208 258V261H210V264H223V262L222 263H219V260H217L218 259V257H220V255H218V257H217V259L215 260V261H213V258ZM236 257H238L237 255H236ZM244 257V255L242 256V258ZM245 257L247 258V256L245 255ZM244 257V260L246 259ZM248 257V258H249ZM11 258V257H10ZM49 258V259H48ZM54 258V259H53ZM64 258V259H63ZM67 260H66V259ZM154 258H152V259H154ZM222 258H223V256H222ZM221 258V259H222ZM232 259H229V261H230V264H235L236 262H233L232 260H233V256L231 257ZM240 257H238V259H239ZM0 259H2V260H4V258H2V255L0 256ZM5 259V260H6ZM24 260V262H23V260ZM26 259V260H25ZM34 259L36 260V261H34ZM45 259V260H44ZM52 259V260H51ZM63 259V260H62ZM152 259H151V261H152ZM203 259V258H202ZM212 261H211V260ZM220 259V260H221ZM14 260H16V261H14ZM56 262H55V261ZM204 261H206L205 259H203ZM235 260V259H234ZM248 260L246 259V261H247V263H248ZM6 261V262H7ZM19 261V262H18ZM31 261H33L32 263L29 262ZM40 261V262H39ZM45 261V262H44ZM49 261H51V263L49 262ZM53 261V262H52ZM60 261V262H59ZM62 261V262H61ZM75 261V262H74ZM155 261H156V258H155ZM218 261V262H217ZM236 261H237V259H236ZM36 262V263H35ZM44 262V263H43ZM67 262V263H66ZM153 262V261H152ZM207 262V261H206ZM232 262V263H231ZM239 262H240V260H239ZM241 264H242V262H240ZM247 263H245V261L243 262V264H247ZM252 264H253V262H251ZM0 264H4L3 263V261H2V263H0ZM5 264H7V263H5ZM107 264V263H106ZM109 264V263H108ZM250 264V263H249ZM255 264V263H254Z\"/></svg>",
  "mask_w": 264,
  "mask_h": 264
}]
</instances>
